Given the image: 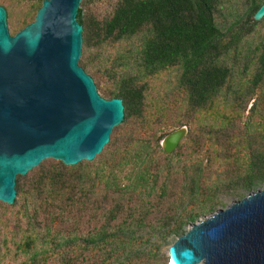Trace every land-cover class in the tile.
<instances>
[{
  "label": "trees",
  "instance_id": "obj_1",
  "mask_svg": "<svg viewBox=\"0 0 264 264\" xmlns=\"http://www.w3.org/2000/svg\"><path fill=\"white\" fill-rule=\"evenodd\" d=\"M262 1L247 0L245 11L222 26L214 19L219 0H114L100 18L84 15L88 0L79 1L77 64L108 83L109 98L121 99V127L134 120L137 132L150 128L149 84L173 73L194 135L165 154L149 137L126 133L117 164L130 166L122 176L84 160L40 171L27 184L16 175L14 206L28 222L19 247L29 256L20 264H162L159 244L221 205L204 203L210 191L240 199L264 185V35L246 41ZM52 207L56 215L74 207L97 226L55 238L50 217L41 238L51 245L37 249L35 217Z\"/></svg>",
  "mask_w": 264,
  "mask_h": 264
},
{
  "label": "water",
  "instance_id": "obj_2",
  "mask_svg": "<svg viewBox=\"0 0 264 264\" xmlns=\"http://www.w3.org/2000/svg\"><path fill=\"white\" fill-rule=\"evenodd\" d=\"M80 0H41L33 19L10 35L0 5V201L11 204L14 179L43 159L91 161L123 117L121 99H105L77 64ZM264 16V0L251 14ZM180 126L159 146L171 153ZM170 264H264V185L187 226L167 247Z\"/></svg>",
  "mask_w": 264,
  "mask_h": 264
},
{
  "label": "rangeland",
  "instance_id": "obj_3",
  "mask_svg": "<svg viewBox=\"0 0 264 264\" xmlns=\"http://www.w3.org/2000/svg\"><path fill=\"white\" fill-rule=\"evenodd\" d=\"M40 0H0V5L5 9V23L8 32L20 29L22 24L32 20L36 11L37 4ZM114 0H88V3L83 7L82 13L84 15H90L94 18H100L108 15L113 7ZM247 0H219L218 8L214 14L215 22L222 26L228 23L234 15H239L247 8ZM254 25L251 26V32L246 38L247 42H254L259 36L264 35V16L259 20L254 21ZM82 51V49H81ZM78 58V62L81 64L82 52ZM92 79L96 88V92L103 98L108 99L107 94L103 92V87L108 83L101 79L100 76L92 75ZM175 76L173 73L163 74L162 76L154 79L149 84V110L151 115H154L150 128H140L137 132V127L134 120H129L126 125L119 123L117 127L119 134L117 135L115 129H113L109 135L111 139L113 136L116 138V144H105L102 150L95 155V157L88 161L89 168L98 167L102 170L113 168L114 172L119 176L126 174L129 170V164L118 165L121 160L122 150L125 147L127 140L126 133L134 132L143 137H149L153 143H157L159 149V142L161 138L169 131L176 129L180 126H185L187 132L185 136L179 142L182 146L187 145V138L193 136V119L188 115L183 108L181 99L182 96L178 90L174 87ZM246 114V110L241 113L240 119L236 120L237 129H240L238 121L241 120ZM130 145V144H129ZM135 148L134 145L131 146ZM132 159V158H131ZM60 161L47 158L43 159L38 165L32 167L24 175H19V182L27 184L28 180H31L38 172H45L51 168L60 167ZM62 164V163H61ZM63 165V164H62ZM67 166V165H63ZM86 169V167H85ZM210 198L204 201L207 204L208 201H218L221 203L215 207V210L223 208L229 205L237 198L229 195L228 193L221 191V188L210 191ZM246 194V193H245ZM94 200L98 199V193H92L91 196ZM13 201H17V195L14 196ZM14 202L11 204L3 203L0 201V218H2V233L0 234V264H20L21 260H24L29 256L28 252H22L19 247L20 239L24 235V229L27 228L28 222L25 218L17 215V208L14 206ZM98 202V201H96ZM95 202V203H96ZM17 203V202H16ZM32 208V205L29 207ZM56 207H52L48 211H52L53 214H49L48 211H38L35 217V225L33 227L35 235L39 236L37 240L36 248L41 249L51 245V241L45 240L42 237L43 222L48 221L51 217L52 224L51 232L56 237H60L67 231L75 230L76 233L85 231V229L97 226L98 221L89 217L88 213L85 215L77 214L76 209L66 208L59 214H54ZM48 212V213H47ZM209 214V213H208ZM206 215L200 216L197 220ZM187 229V226L184 230ZM57 235V236H56ZM43 239V240H42ZM175 239L174 236L169 237L166 242L159 244L157 253L159 260L162 264H169L167 259V247Z\"/></svg>",
  "mask_w": 264,
  "mask_h": 264
},
{
  "label": "flooded vegetation",
  "instance_id": "obj_4",
  "mask_svg": "<svg viewBox=\"0 0 264 264\" xmlns=\"http://www.w3.org/2000/svg\"><path fill=\"white\" fill-rule=\"evenodd\" d=\"M2 233V218H0V234Z\"/></svg>",
  "mask_w": 264,
  "mask_h": 264
},
{
  "label": "bare ground",
  "instance_id": "obj_5",
  "mask_svg": "<svg viewBox=\"0 0 264 264\" xmlns=\"http://www.w3.org/2000/svg\"><path fill=\"white\" fill-rule=\"evenodd\" d=\"M170 264V263H169Z\"/></svg>",
  "mask_w": 264,
  "mask_h": 264
}]
</instances>
